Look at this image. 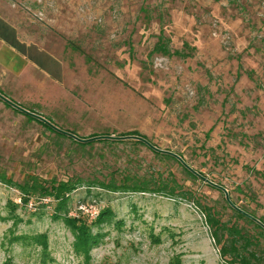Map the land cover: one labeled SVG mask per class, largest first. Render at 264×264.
Listing matches in <instances>:
<instances>
[{"label":"rangeland","instance_id":"obj_1","mask_svg":"<svg viewBox=\"0 0 264 264\" xmlns=\"http://www.w3.org/2000/svg\"><path fill=\"white\" fill-rule=\"evenodd\" d=\"M0 13L24 62L0 75V264H224L203 207L231 220L226 194L132 141L206 163L234 201L264 213V0H0ZM160 36L189 56L152 54ZM114 172L174 178L192 198L82 186L57 211L24 206L15 187ZM104 208L98 243L75 249L62 217L94 222Z\"/></svg>","mask_w":264,"mask_h":264},{"label":"trees","instance_id":"obj_2","mask_svg":"<svg viewBox=\"0 0 264 264\" xmlns=\"http://www.w3.org/2000/svg\"><path fill=\"white\" fill-rule=\"evenodd\" d=\"M69 45H71V47L75 50L79 48L71 42ZM151 53L161 54L166 57H173L175 55L181 58H186L189 56V53L186 52H172L168 44L161 36L152 49ZM40 123L44 124L43 122ZM56 134L58 136L65 137V135H63L65 133ZM135 135L138 134L135 133ZM96 136L99 135L94 134L88 138ZM139 137H142L145 141L147 140V138L144 136L139 135ZM95 142L106 143L109 145L114 144L115 142L123 141H114V139L109 140L108 138H101L95 140ZM146 142L149 145L152 144L148 140ZM92 143L93 142H77L76 144L81 147L92 145ZM147 143L141 140L132 141V144L136 145H148ZM151 146L155 148L154 145ZM153 148H151L152 152L157 158L160 157L163 160H171L178 163L182 166V172H184L193 181H198L200 178L202 179L201 182L204 180L208 184L210 183V185L223 188V190H220L226 194L227 201H225V205L231 211V220L224 219L222 212L216 211L211 206L203 207V216L210 231V237L213 239L212 241H214L223 263L264 264V247L262 245L264 242V213L257 216L258 214L256 212V208L251 209V206L244 202V200L241 198H237V200L234 201L233 198L230 197L231 195L228 188H226L219 180L210 175L209 171L207 173L204 172V169L207 167L206 163L200 162V165L196 167L195 165L188 164L181 153H166L160 151L159 149ZM203 150L204 157H208V152L212 151L210 149ZM216 162L217 161H215V163ZM254 174L264 178V174L257 170H254ZM117 176H119V179H116ZM150 177L151 178L149 179H145L140 178L138 175H130L129 173H124L121 175L119 172L111 173L110 176L102 177L100 180L94 178L88 182H85L80 178H67V180L63 181H47L37 177H30L24 183L15 184V187L21 193V200L24 206H27V204L30 203V200L33 199H36L40 202H42L44 199H47V201L53 200L54 203H56L55 209H57V211L66 209L70 195L82 186H86L88 189L98 188L109 193L118 194L139 193L169 198L181 195L185 196L186 198H192V195L188 192L182 190L178 191L180 187L174 178L172 179V182H170L168 179H164L162 176L157 175L154 177V175H151ZM236 189L237 191L242 192L240 187ZM249 197L252 198V196ZM78 203L79 206L85 205L81 202ZM79 213L81 214V212ZM60 217L61 216L59 214H55L54 216L56 219H59ZM112 217L113 212L111 209L104 208L98 212L94 222L88 223V220L81 216L70 218L67 214L62 217V221L74 236L75 249L81 250L82 253L86 254L89 253L92 247L98 243L97 238L93 236L91 232L92 227H99L104 222L109 221V219Z\"/></svg>","mask_w":264,"mask_h":264},{"label":"crops","instance_id":"obj_3","mask_svg":"<svg viewBox=\"0 0 264 264\" xmlns=\"http://www.w3.org/2000/svg\"><path fill=\"white\" fill-rule=\"evenodd\" d=\"M11 35V28L9 26V20L4 18L0 13V75L5 73L20 74L21 68L24 66V62L15 58L16 51L13 50L4 39V33ZM15 39H18L16 33L12 34Z\"/></svg>","mask_w":264,"mask_h":264},{"label":"water","instance_id":"obj_4","mask_svg":"<svg viewBox=\"0 0 264 264\" xmlns=\"http://www.w3.org/2000/svg\"><path fill=\"white\" fill-rule=\"evenodd\" d=\"M16 108H18L20 111H23V112H25V113H27V114H30V113H28V112H26L24 109H21V108H19V107H17L16 106ZM31 115H33V114H31ZM34 116V115H33ZM36 117V116H35ZM43 120V119H42ZM61 133H65V132H63V131H61ZM139 140H141V141H143V142H145V143H147L145 140H143V139H139ZM148 144V143H147ZM149 145V144H148ZM151 148H153L151 145H149ZM153 149H155V148H153ZM216 187H218V186H216ZM219 189H221V190H223V188H221V187H218ZM225 191V190H224Z\"/></svg>","mask_w":264,"mask_h":264}]
</instances>
